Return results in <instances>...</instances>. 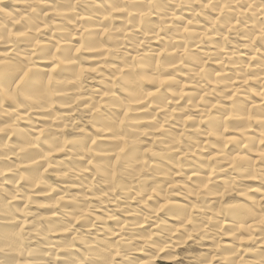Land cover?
<instances>
[{
    "label": "clouds",
    "instance_id": "obj_1",
    "mask_svg": "<svg viewBox=\"0 0 264 264\" xmlns=\"http://www.w3.org/2000/svg\"><path fill=\"white\" fill-rule=\"evenodd\" d=\"M0 264H264V0H0Z\"/></svg>",
    "mask_w": 264,
    "mask_h": 264
}]
</instances>
